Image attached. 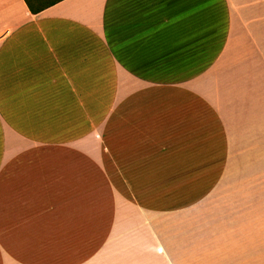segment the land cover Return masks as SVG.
I'll return each mask as SVG.
<instances>
[{"label": "crops", "instance_id": "obj_1", "mask_svg": "<svg viewBox=\"0 0 264 264\" xmlns=\"http://www.w3.org/2000/svg\"><path fill=\"white\" fill-rule=\"evenodd\" d=\"M243 164L264 0H0V264H224L211 200Z\"/></svg>", "mask_w": 264, "mask_h": 264}, {"label": "rangeland", "instance_id": "obj_2", "mask_svg": "<svg viewBox=\"0 0 264 264\" xmlns=\"http://www.w3.org/2000/svg\"><path fill=\"white\" fill-rule=\"evenodd\" d=\"M238 168L241 176L235 182H228V186L222 188L225 190L216 193L211 200L212 217L218 224L215 222L212 226L210 248L229 249L240 255L211 258V261L264 264V172L254 175V171L246 170L245 164ZM203 259L207 258H196V262L201 263Z\"/></svg>", "mask_w": 264, "mask_h": 264}, {"label": "trees", "instance_id": "obj_3", "mask_svg": "<svg viewBox=\"0 0 264 264\" xmlns=\"http://www.w3.org/2000/svg\"><path fill=\"white\" fill-rule=\"evenodd\" d=\"M31 14H37L42 10L62 0H23Z\"/></svg>", "mask_w": 264, "mask_h": 264}]
</instances>
